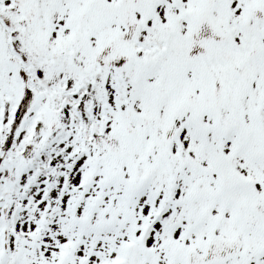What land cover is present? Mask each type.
I'll list each match as a JSON object with an SVG mask.
<instances>
[{"label":"snow or ice","instance_id":"snow-or-ice-1","mask_svg":"<svg viewBox=\"0 0 264 264\" xmlns=\"http://www.w3.org/2000/svg\"><path fill=\"white\" fill-rule=\"evenodd\" d=\"M0 264H264V0H0Z\"/></svg>","mask_w":264,"mask_h":264}]
</instances>
